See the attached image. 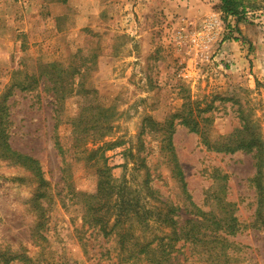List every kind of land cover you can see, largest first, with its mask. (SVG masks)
<instances>
[{"label": "rangeland", "instance_id": "1", "mask_svg": "<svg viewBox=\"0 0 264 264\" xmlns=\"http://www.w3.org/2000/svg\"><path fill=\"white\" fill-rule=\"evenodd\" d=\"M243 1L0 0V264H264V0Z\"/></svg>", "mask_w": 264, "mask_h": 264}, {"label": "trees", "instance_id": "2", "mask_svg": "<svg viewBox=\"0 0 264 264\" xmlns=\"http://www.w3.org/2000/svg\"><path fill=\"white\" fill-rule=\"evenodd\" d=\"M220 1V10L223 13L224 16H235L238 17L240 14H243L246 8V4L243 0H219ZM190 112H188L189 114ZM183 122L185 121L184 119L182 120ZM190 131L193 132H198L199 130L195 127H191L189 129ZM234 144H236V142H229V144H225L224 146H221L220 148H214L216 150L219 151H224L225 153H233L236 151H248V152H252L253 148L258 147V142L252 139L251 141H248L246 145H242L240 143H237L235 146H233ZM18 158L19 161H21L24 165H27L28 167H30L31 171H33L34 175L41 177V172L40 169L38 167V163L36 160L30 158L29 156H25V155H20V154H15ZM40 182H41V178H40ZM193 221L194 220H190ZM224 228V231L227 232L228 234H233L234 230L232 228V226H227L226 227H221V229ZM196 239V238H194ZM198 240V239H197ZM148 246V244L146 245ZM145 246V247H146ZM147 248V247H146ZM1 256V255H0Z\"/></svg>", "mask_w": 264, "mask_h": 264}]
</instances>
